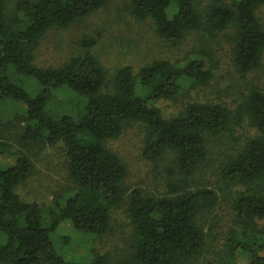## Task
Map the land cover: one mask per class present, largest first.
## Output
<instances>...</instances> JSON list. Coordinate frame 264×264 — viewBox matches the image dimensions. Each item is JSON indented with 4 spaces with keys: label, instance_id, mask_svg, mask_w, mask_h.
<instances>
[{
    "label": "trees",
    "instance_id": "obj_1",
    "mask_svg": "<svg viewBox=\"0 0 264 264\" xmlns=\"http://www.w3.org/2000/svg\"><path fill=\"white\" fill-rule=\"evenodd\" d=\"M111 1L19 0L9 10L8 0H0V115L1 103L9 101L15 107L7 123L0 117V156L12 153L7 136L14 128L21 129L24 147L63 143L70 182L69 192L44 209L17 193L35 173L33 159L18 152L14 165L0 164V264H72L53 240L66 222L79 233L99 238L112 232V210L125 201L128 171L107 143L136 124L144 131V158L168 162L167 192H131L130 256L115 262L108 254L95 253L86 264L197 262L208 244L203 217L218 202L214 186L196 181L208 158L209 139L233 135L244 122L256 130L255 136L226 155L219 170L221 184L234 189L230 211L236 227L229 233L226 254L231 264L243 252L248 264H264L262 88L250 89L236 111L220 104L192 103L167 118L152 102L178 99L183 78L206 85L212 72L204 70L202 62L178 67L154 60L137 72L126 66L108 78L91 51L95 40L89 38L81 41L82 52L67 63L49 68L37 64V49L51 29L69 28ZM262 6L264 0H219L205 6L199 0H130L133 17L152 20L156 33L173 45L193 32L215 35L232 29L233 59L242 75L261 66L264 28L257 11ZM21 77L35 81V94ZM63 90L82 101L77 115L64 111L65 103L55 98L54 92Z\"/></svg>",
    "mask_w": 264,
    "mask_h": 264
},
{
    "label": "rangeland",
    "instance_id": "obj_2",
    "mask_svg": "<svg viewBox=\"0 0 264 264\" xmlns=\"http://www.w3.org/2000/svg\"><path fill=\"white\" fill-rule=\"evenodd\" d=\"M17 1L19 0H8V9L13 10ZM199 1L205 6L219 0ZM257 17L264 28V6L257 11ZM233 34L232 29L215 35L193 32L181 44L173 45L156 33L152 20L140 21L133 17L130 0H113L69 28L51 29L41 41L36 59L37 64L43 68L61 66L82 52L83 39L91 38L95 40L91 51L107 71L108 78H112L118 69L126 66H131L137 72L154 60H168L178 67L185 66L190 61L202 62L203 69H211L212 72L206 85H197L183 78L178 99L152 102V106L161 109L167 118L176 116L192 103L220 104L236 111L250 89L260 87L264 90V54L258 69L242 75L233 59ZM20 79L31 94L36 93L35 81L26 77ZM54 95L57 100L65 103L63 110L71 111L70 114L77 115L83 109L78 107L82 101L72 92L55 91ZM1 111L0 117L7 123L12 118L15 107L9 101L3 102ZM255 134L256 130L244 122L233 135L209 139L208 158L196 181L200 186H214L218 202L203 217L208 244L204 255L193 264H231L226 254V242L231 229L236 227L230 211L234 189L221 184L219 170L226 155ZM10 135L7 136V141L12 153L0 156V164L14 165V153L18 152H25L31 157L35 163V173L17 189V193L23 201L36 202L47 209L60 194L66 195L69 192L65 145L34 144L24 147L19 141L20 128H14ZM143 138L144 131L136 124L128 127L119 139L107 143V147L121 158L128 171L125 201L120 208L112 210V232L99 238L79 233L66 222L53 235L58 252L72 264H86L95 253L108 254L115 262L125 260L132 252L134 240V231L127 215L128 195L135 190L153 195L166 194L165 168L168 162L144 158ZM234 263L248 264V255L241 253L234 259Z\"/></svg>",
    "mask_w": 264,
    "mask_h": 264
}]
</instances>
